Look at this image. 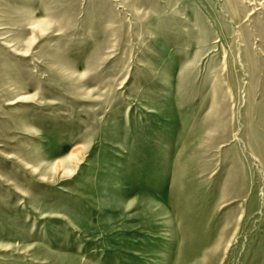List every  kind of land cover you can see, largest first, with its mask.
Listing matches in <instances>:
<instances>
[{"label":"rangeland","instance_id":"rangeland-1","mask_svg":"<svg viewBox=\"0 0 264 264\" xmlns=\"http://www.w3.org/2000/svg\"><path fill=\"white\" fill-rule=\"evenodd\" d=\"M0 264H264V0H0Z\"/></svg>","mask_w":264,"mask_h":264}]
</instances>
